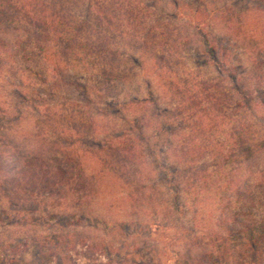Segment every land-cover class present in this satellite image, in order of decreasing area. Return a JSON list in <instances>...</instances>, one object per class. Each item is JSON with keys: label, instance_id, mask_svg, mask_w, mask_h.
<instances>
[{"label": "trees", "instance_id": "1", "mask_svg": "<svg viewBox=\"0 0 264 264\" xmlns=\"http://www.w3.org/2000/svg\"><path fill=\"white\" fill-rule=\"evenodd\" d=\"M148 1L0 0V98L8 85L9 96L18 104L15 112L20 111L17 120L7 123L13 117L12 99L6 106L1 104L0 125L12 139L14 129L8 126L21 121L25 106L33 102L32 83L25 77L26 72H37L31 69V61L42 67L43 72L35 73L36 78L48 86L52 97L61 96L58 91L71 84L67 73L69 69L76 70L80 63L90 70H93L90 62L101 66L96 75L103 84H109L114 80L135 81L137 74L130 72V62H135L142 75L158 77L162 92L174 94L178 107L161 113L160 104L156 103L160 98H156L152 83L148 87L149 97L134 96L120 103L106 100L107 105H120L118 112L132 117L127 120L123 114L97 109L105 123L102 128L113 131L103 145L99 144L98 151L85 149L107 159L101 172L110 166L108 170L117 180L121 179L120 174L129 175L133 171L134 178L130 181L140 193L132 192V195L139 199L138 205L148 196L151 201L155 198L159 182L168 187L177 211L182 207V197L189 198L188 192H196L192 199L194 206L204 207L209 199L205 191L226 186L228 192L252 204L255 190L264 187V163L255 170L260 166L257 158L264 155V133L260 134L254 122L264 119V112L260 113L264 111V0H173L171 12L159 17L154 11L158 1ZM83 2L86 15L84 20H79L73 12L81 9L84 12ZM87 29L92 34L84 37ZM103 30L106 33L102 37ZM108 31L124 43H113ZM91 57L102 59V64L90 61ZM209 68H217L220 75L217 78L211 75ZM87 95H90L87 102L100 104L93 99L95 91L89 89ZM101 98L104 99L102 94ZM56 108L49 115L63 112L59 104ZM72 111L77 110L74 107ZM63 115V119L69 120ZM69 117L77 121L75 112ZM95 118L91 117L90 121L94 134L97 133ZM56 130L65 136L63 127ZM84 135L78 136L85 140ZM68 136L74 135L68 132ZM26 140L27 135L21 148L15 147L7 137L0 139L4 166L9 167L10 160L22 164L11 168L16 176L33 171L41 183L54 186L84 179L80 149H72L74 156L70 154L71 138L66 147L59 142L50 147L46 140L44 144L37 140L38 148H32L26 145ZM207 153L216 156L219 164L216 170L220 169L221 176L232 159L230 155L237 162L240 159L229 176L225 173L223 181H214L213 188L211 175L215 172L204 168L201 161ZM30 155L37 159H29ZM152 162L157 163V168H152ZM243 167H247L244 172L247 176L258 175L256 182L245 181L242 173V179L239 177ZM153 177H156L154 184ZM85 181V185L89 184V178ZM94 181L97 186L96 175ZM250 218L245 225L248 232L255 229ZM230 219L227 215L226 220ZM251 245L253 248L257 245L253 235Z\"/></svg>", "mask_w": 264, "mask_h": 264}, {"label": "rangeland", "instance_id": "2", "mask_svg": "<svg viewBox=\"0 0 264 264\" xmlns=\"http://www.w3.org/2000/svg\"><path fill=\"white\" fill-rule=\"evenodd\" d=\"M157 1L154 9L157 17L173 9V0ZM148 2L150 1L147 0ZM85 7L86 3L83 2L84 12L81 9L80 12H73V15L84 20ZM105 33L103 30L101 36ZM107 33L113 43H124L121 38L116 40L112 31ZM90 34L91 30L87 29L84 37ZM129 51L132 50L129 48ZM90 61H95L98 65L103 62L94 57ZM75 63L78 61L75 60ZM29 65L31 69L43 72L42 67L35 62L31 61ZM79 65L74 71L69 69L67 74L71 84L60 89L58 93L61 96L56 97H52L48 86L36 78L37 72H26V79L28 77L32 83L30 89L34 96L33 102L30 106H25L21 121L15 126H8L11 130L14 129L12 139L0 125V139L7 137L15 147L23 148L25 135L26 145L32 148H38L37 140L43 144L46 140L50 147L55 142L66 147L67 140L71 138L70 154H73L72 149H80L84 178L69 181L66 186L44 184L33 171L28 175L16 176L11 168L15 169L22 164L10 160V166L5 167L0 158V264H264V187L255 190V201L252 204L244 201V197L228 192L227 186L205 191L209 199L204 207L203 204L194 206L192 199L196 192H188L189 198L186 195L182 197V207L177 211L176 206L171 203L168 187L163 183L156 185L152 201L148 196L138 205L139 199L132 195V192L140 193V189L135 188L130 181L134 178L133 171L129 175L128 172L120 174L121 179L118 177L117 180L115 174L108 170L110 166L105 168V172H101L107 159H100L98 154L85 150L98 151L99 144L103 145L113 132L112 129L102 128L105 123L97 109L100 107L104 113L123 114L127 120L132 117L125 112H118L120 105H107L106 100L120 103L134 96L149 97V83H152L156 98H160L156 103L160 104L161 113L165 109L176 110L177 98L174 94L166 95L162 92L158 77L153 74L142 75L141 68L135 62H130V72L137 74L135 81L121 83L114 80L109 84H103L96 75L101 66L96 67L94 62H90L93 69L90 70L81 66V63ZM209 71L216 78L220 75L217 68H209ZM27 82L29 83L28 80ZM89 89L96 92L93 99L100 104L87 102V97H90L87 95ZM10 91L7 85L6 93L0 98L3 100L0 105L5 104L4 106L12 99L10 110L13 111V117L7 119V123L17 120L20 113L15 112L18 104L9 96ZM57 104L63 112L49 115L50 111L57 109ZM74 107L77 111H72ZM74 112L77 121L69 117ZM263 112L260 110V113ZM61 114H65L63 116H67L69 120L63 119ZM91 117H96V134L92 133L90 127ZM254 122H257L256 129L262 135L264 119ZM60 127L65 130V136L56 130ZM68 132L74 136H68ZM83 134L86 136L85 140L78 136ZM72 142L78 144L74 146ZM164 142V138H161V143ZM230 157L233 160L229 159L225 165L223 176L218 174L220 169L216 170L219 165L216 156L207 153L201 159L204 168L215 172L211 175V188L214 181H223L225 173L229 176L231 170L237 168L240 159L237 162L234 156ZM25 158L27 160L26 155ZM29 159L35 160L37 157L30 155ZM170 159L174 162L172 155ZM257 160L260 166L255 170L263 165L264 155ZM156 165L155 162L151 163L153 169L157 168ZM243 168L238 171L239 177L241 178L242 173L245 181L256 182L258 175L247 176L244 173L247 167ZM99 173L103 175L99 176ZM95 175L97 186L93 182ZM159 175L160 173L158 177ZM86 178H89V184L85 185ZM154 182L156 177L152 178V184ZM59 186L60 190L56 191L55 188ZM227 215L231 217L230 220H226ZM250 217L253 218L255 227L252 232L245 230ZM252 235L253 241L257 242L254 248L251 245Z\"/></svg>", "mask_w": 264, "mask_h": 264}]
</instances>
